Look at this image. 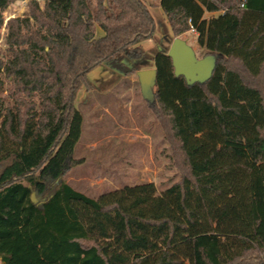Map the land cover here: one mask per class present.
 I'll return each instance as SVG.
<instances>
[{
	"label": "trees",
	"instance_id": "trees-1",
	"mask_svg": "<svg viewBox=\"0 0 264 264\" xmlns=\"http://www.w3.org/2000/svg\"><path fill=\"white\" fill-rule=\"evenodd\" d=\"M15 1L0 0V29ZM43 1L9 21L0 51L2 264H264V0H158L173 34L195 29L215 58L212 77L189 84L169 48L153 57L149 105L179 182L94 199L60 181L38 203L83 163L75 97L89 73L142 71L155 32L143 0Z\"/></svg>",
	"mask_w": 264,
	"mask_h": 264
},
{
	"label": "rangeland",
	"instance_id": "rangeland-1",
	"mask_svg": "<svg viewBox=\"0 0 264 264\" xmlns=\"http://www.w3.org/2000/svg\"><path fill=\"white\" fill-rule=\"evenodd\" d=\"M31 1H15L3 13L1 52L7 48L9 21L26 18ZM36 1L43 8L44 1ZM143 2L155 22L153 36L140 43L147 54L144 69H154L155 54L170 48L175 38L186 41L198 59L204 58L196 33L190 30L175 36L159 1ZM210 16L206 14V17ZM101 35L103 33L98 29V37ZM89 80L91 86H82L75 97V107L83 116V126L74 159L83 163L51 182L44 196L33 195L32 199L38 203L46 200L60 181L94 199L126 186L149 182L154 183L158 192L162 193L179 182L181 170L174 160L164 129L149 105L156 86H145L136 71L126 74V65L121 66L119 62L94 69L89 73Z\"/></svg>",
	"mask_w": 264,
	"mask_h": 264
},
{
	"label": "water",
	"instance_id": "water-1",
	"mask_svg": "<svg viewBox=\"0 0 264 264\" xmlns=\"http://www.w3.org/2000/svg\"><path fill=\"white\" fill-rule=\"evenodd\" d=\"M168 56L172 59L175 75L184 77L189 84L208 81L215 69L213 56L198 59L194 49L181 38L174 39L169 48ZM138 77L145 86H155L156 70L139 71Z\"/></svg>",
	"mask_w": 264,
	"mask_h": 264
},
{
	"label": "built area",
	"instance_id": "built-area-1",
	"mask_svg": "<svg viewBox=\"0 0 264 264\" xmlns=\"http://www.w3.org/2000/svg\"><path fill=\"white\" fill-rule=\"evenodd\" d=\"M191 31H192L193 33H195V29L192 28Z\"/></svg>",
	"mask_w": 264,
	"mask_h": 264
},
{
	"label": "crops",
	"instance_id": "crops-1",
	"mask_svg": "<svg viewBox=\"0 0 264 264\" xmlns=\"http://www.w3.org/2000/svg\"><path fill=\"white\" fill-rule=\"evenodd\" d=\"M210 15H212V14H210Z\"/></svg>",
	"mask_w": 264,
	"mask_h": 264
}]
</instances>
